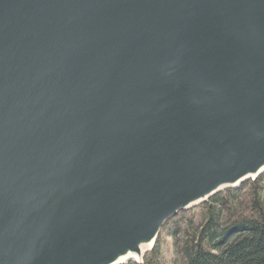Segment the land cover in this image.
<instances>
[{
  "label": "water",
  "instance_id": "1",
  "mask_svg": "<svg viewBox=\"0 0 264 264\" xmlns=\"http://www.w3.org/2000/svg\"><path fill=\"white\" fill-rule=\"evenodd\" d=\"M264 174V0H0V264L142 262Z\"/></svg>",
  "mask_w": 264,
  "mask_h": 264
},
{
  "label": "trees",
  "instance_id": "2",
  "mask_svg": "<svg viewBox=\"0 0 264 264\" xmlns=\"http://www.w3.org/2000/svg\"><path fill=\"white\" fill-rule=\"evenodd\" d=\"M162 232L176 264H264V174L181 211ZM162 246L159 237L142 262L126 264H164Z\"/></svg>",
  "mask_w": 264,
  "mask_h": 264
},
{
  "label": "rangeland",
  "instance_id": "3",
  "mask_svg": "<svg viewBox=\"0 0 264 264\" xmlns=\"http://www.w3.org/2000/svg\"><path fill=\"white\" fill-rule=\"evenodd\" d=\"M159 237L163 242L162 247H163V253H164V264H176L177 260L176 258H174V255H173L171 239L168 238L163 232L160 234Z\"/></svg>",
  "mask_w": 264,
  "mask_h": 264
}]
</instances>
